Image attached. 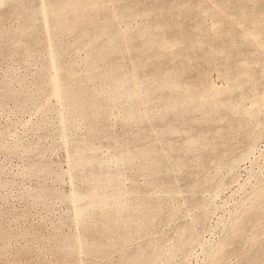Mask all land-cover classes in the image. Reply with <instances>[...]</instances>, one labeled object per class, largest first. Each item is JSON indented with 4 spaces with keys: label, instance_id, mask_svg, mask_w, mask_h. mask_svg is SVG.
Returning a JSON list of instances; mask_svg holds the SVG:
<instances>
[{
    "label": "rangeland",
    "instance_id": "1",
    "mask_svg": "<svg viewBox=\"0 0 264 264\" xmlns=\"http://www.w3.org/2000/svg\"><path fill=\"white\" fill-rule=\"evenodd\" d=\"M51 1L0 0V264H264V0Z\"/></svg>",
    "mask_w": 264,
    "mask_h": 264
},
{
    "label": "bare ground",
    "instance_id": "2",
    "mask_svg": "<svg viewBox=\"0 0 264 264\" xmlns=\"http://www.w3.org/2000/svg\"><path fill=\"white\" fill-rule=\"evenodd\" d=\"M66 1H68V0H66ZM74 1H75V0H74ZM101 1H102V0H101ZM54 2H55V1H54ZM54 2L52 3V1H51L52 4H54ZM58 2H62V1L60 0V1H58ZM58 2H56V3H57L58 5H60L61 3L59 4ZM102 2H103V1H102ZM102 2H101V3H102ZM48 3H50V2L48 1ZM63 3H65V2H63ZM63 3H62V5H64ZM52 4H51V5H52ZM57 4H56V5H57ZM65 4H68V2L65 3ZM78 4H79V3H78ZM18 5H19V4H18ZM28 5H29V4H28ZM49 5H50V4H49ZM54 5H55V4H54ZM56 5H55V6H56ZM81 5H82V4H81ZM89 5H90V4H89ZM92 5H94V4H92ZM100 5H101V4H100ZM102 5H103V4H102ZM19 6H20L19 9H20V8H21V5H19ZM22 6H23V5H22ZM26 6H27V4H26ZM55 6H53V8H55ZM64 6H65V8H67L66 5H64ZM103 6H104V5H103ZM17 7H18V6H17ZM24 7H25V6H24ZM49 7H51V6H49ZM56 7H57V6H56ZM90 7H93V6H90ZM31 8L34 10L33 7H31ZM62 8H63V7H62ZM68 8H69V7H68ZM95 8H96V7H95ZM17 9H18V8H17ZM24 9H27V8H23V10H24ZM60 9H61V7H60ZM93 9H94V8H93ZM27 10H28V9H27ZM49 10H52V7H51V9H49ZM61 10H64V8L61 9ZM68 10H69V9H68ZM14 11H15V10H14ZM19 11H20V10H19ZM31 11H32V10H31ZM31 11H27V12H30V14H27V15L21 11V12H22L21 14L25 15V18L28 17V15H29V16H30V15L33 16L34 13L32 12L33 14H31ZM59 11H60V10H59ZM59 11L56 9V12L59 13ZM24 12H26V11H24ZM34 12L37 13V12H38L37 9H36ZM49 12H50V11H49ZM53 12L55 13V11H53ZM60 13H61V11H60ZM62 13H63V12H62ZM67 13H68V12H67ZM50 14H51V12H50ZM56 14H57V13H56ZM34 15L36 16V14H34ZM59 15H60V14H59ZM62 15H63V14H62ZM32 16H31V17H32ZM23 17H24V16H23ZM50 17H51V16H50ZM52 17H53V16H52ZM57 17H58V15H57ZM70 17H71V16H70ZM88 17H89V16H88ZM58 18L60 19V16H59ZM65 18H66V17H65ZM28 19H30V17L27 18V21H28ZM54 19H55V16H54ZM25 20H26V19H25ZM30 21H31V19H30ZM30 21H29V22H30ZM51 21H52V20H51ZM53 21H54V20H53ZM53 21H52V22H53ZM56 21H57V20H56ZM56 21H55V22H56ZM83 21H84V18H83ZM25 22H26V21H25ZM64 22H65V21H64ZM53 23H54V22H53ZM58 24H59V23H58ZM78 24H79V23H78ZM54 25H55V23H54ZM67 25H69V24H67ZM58 26H59V25H58ZM60 26H61V25H60ZM70 27H71V25H70ZM105 27H108V26H105ZM60 28H62V27H60ZM101 30H102V29H101ZM105 30H106V29H105ZM143 30H144V29H143ZM136 32H137V31H136ZM148 32H149V31H148ZM148 32H146V33H148ZM99 33H100V32H98V34H99ZM101 33L104 35V33H103L102 31H101ZM140 34H141V33H140ZM143 34H144V33H143ZM143 34H141V35L143 36ZM149 34H150V32H149ZM108 35L110 36L109 33H108ZM113 35H114V34H113ZM146 35H147V34H146ZM95 37H96V36H95ZM118 37H119V36H118ZM97 38H98V37H97ZM122 38H123V36H122ZM141 38H143V37H141ZM98 39H99V38H98ZM110 39H111V38H110ZM120 39H121V38H120ZM120 39H119V40H120ZM95 40H97V39H95ZM119 40H118V41H119ZM121 40H122V39H121ZM152 40H153V39H152ZM111 41H113V40H111ZM149 41H151V39H150ZM100 42H101V41H100ZM144 42H145V41H144ZM96 43H97V42H96ZM115 43H116V42H115ZM165 44H166V43H164V45H165ZM93 45H94V44H93ZM159 46H160V45H159ZM101 48H102V47H101ZM114 48H115V47H114ZM104 49H105V48H104ZM104 49H103V50H104ZM111 49H112V48H111ZM115 49H116V48H115ZM99 50H101V49H99ZM107 50H110V49L108 48V49H106V51H107ZM111 51H112V50H111ZM113 51H114V50H113ZM101 52H102V50H101ZM109 53H110V52H109ZM97 54H99V51H98ZM106 54H108V53H106ZM90 55H91V54H90ZM102 55H103V54H102ZM104 56H105V55H104ZM107 56H108V55H107ZM95 57H97V56H95ZM59 58H60V57H56L57 60H58ZM98 58H99V57H98ZM98 58H97V59H98ZM56 59H55V60H56ZM87 59H89V58H87ZM90 59H92V58H90ZM61 60H63V59H61ZM95 60H96V59H95ZM100 60H102V59H99V61H100ZM99 61H97V62H99ZM53 62H55V61H53ZM87 62H89V61H87ZM94 62H96V61H94ZM89 63L91 64V62H89ZM61 64H63V63L61 62ZM64 64H65V63H64ZM85 64H86V62H85ZM90 64H89V67H90ZM55 65H56V64H55ZM87 65H88V63H87ZM91 65H92V64H91ZM92 66H93V65H92ZM57 67H58V65H57ZM63 67H64V65H63ZM86 67H87V66H86ZM114 70H116V69H114ZM111 71H113V68H112ZM117 72L119 73V71H117ZM114 73H115V72H114ZM110 74L113 75V77L108 76L109 79H111V78H113V79L115 78V79H116V77H114L115 74H112V73H110ZM110 74H109V75H110ZM119 74H120V73H119ZM122 75H123V74H122ZM118 76L121 77V75H118ZM122 77H123V76H122ZM122 77H121V78H122ZM118 78H119V77H118ZM126 78H128V77H126ZM135 78H137V77H135ZM113 79H112V81L114 82L115 79H114V80H113ZM119 79H120V78H119ZM122 79H123V78H122ZM130 79H131V78H130ZM116 80H118V79H116ZM120 80H121V79H120ZM123 80H125V79H123ZM123 80H121V81H123ZM79 81H80V80H79ZM109 81H110V80H109ZM112 81H111V82H112ZM126 81H128V79H126ZM136 81H137V80H136ZM80 82H83V80L80 81ZM111 82H110V83H111ZM115 82H117V81H115ZM119 82H120V81H119ZM123 82H125V81H123ZM163 82H165V81H163ZM77 83H79V82H77ZM125 83H126V82H125ZM153 83H154V82H153ZM160 83H161V82H160ZM80 84H81V83H80ZM80 84H79V85H80ZM111 84H112V83H111ZM116 84H117V83H116ZM116 84H114V85H116ZM157 84H158V82H157ZM157 84H155V85H157ZM171 84H173V83H171ZM114 85H113V86H110V87L113 88ZM162 85H163V84H162ZM162 85H161V87H162ZM173 85H174V84H173ZM75 86L77 87L78 85H75ZM80 86H81V85H80ZM82 86H83V85H82ZM66 87H67V86H66ZM83 87L86 88L85 86H83ZM83 87H81V88H78V87H77V89H80V90H81ZM116 87H117V85H116ZM116 87H115V88H116ZM154 87H158V85H157V86H154ZM117 88H118V87H117ZM120 88H121V87H120ZM7 89H8V88H7ZM11 89H12V88H11ZM77 89H76V90H77ZM154 89H156V88H154ZM5 90H6V89H5ZM63 90H64V88H63ZM74 90H75V89H74ZM74 90H72V91H74ZM86 90H88V89L86 88ZM86 90H84V91L86 92ZM115 90L117 91L118 89H115ZM77 91H79V90H77ZM77 91H75V92H77ZM89 91H90V90H89ZM110 91H111V90H110ZM70 92H71V91H70ZM87 92H88V91H87ZM91 92H92V91H91ZM91 92H88V93L91 94ZM111 92H113V90H112ZM119 92H120V91H119ZM119 92H118V93H119ZM80 93H81V97H82V95L84 94V92H83V94H82V92H80ZM120 93H123L122 90H121ZM9 94H10V93H9ZM67 94H71V95L73 94V96H77V95H74V92H73V93H67ZM85 94H86V93H85ZM114 94H116V92H115ZM123 94H124V93H123ZM123 94H121V95L123 96ZM86 95H87V94H86ZM119 95H120V94H119ZM119 95H117V96H119ZM126 95H127V94H126ZM128 95H130V94H128ZM128 95H127V97H128ZM137 95H138V94H136V96H137ZM69 96H70V95H69ZM78 96H79V95H78ZM88 96H89V94H88ZM91 96H92V95H91ZM113 96H114V95H111V97H113ZM124 96H125V95H124ZM134 96H135V94H134ZM193 96H194V95H193ZM193 96H192V97H193ZM195 96L197 97V95H195ZM79 97H80V96H79ZM92 97L94 98V96H92ZM67 98H70V97H67ZM74 98H75V97H74ZM77 98H78V97H77ZM82 98H83V97H82ZM82 98H81V99H82ZM86 98H87V97H85V99H84L85 101H87ZM113 98H115V97H113ZM119 98H120V97H119ZM119 98H118V99H119ZM128 98H130V97H128ZM175 98H176V97H175ZM206 98H207V97H206ZM88 99H90V98H88ZM115 99H116V98H115ZM115 99H113V100H115ZM118 99H117V100H118ZM121 99H122V98H121ZM131 99H132V98H130V100H131ZM135 99H136V98H135ZM177 99H178V97H177ZM64 100H65V98H64ZM70 100H71V99H70ZM74 100L76 101V100H78V99H74ZM74 100H73V101H74ZM91 100H94V99L91 98L90 101H91ZM181 100H183V99H181ZM186 100H187V99H186ZM257 100H258V99H257ZM65 101H66V100H65ZM73 101H72V102H73ZM79 101H80V100H79ZM82 101H83V100H82ZM85 101L83 102L84 104H82V103H81V104H82V105H86L88 102H86V104H85ZM88 101H89V100H88ZM99 101L101 102V100H99ZM172 101H173V100H172ZM69 102H70V101H69ZM77 102H78V101H77ZM93 102H94V101H93ZM115 102H116V100H115ZM118 102H119V101H118ZM131 102H133V100H131ZM182 102H183V101H182ZM254 102H255V101H254ZM261 102H262V100H261ZM90 103H91V102H90ZM97 103L100 104L99 102H97ZM102 103H103V102H102ZM133 103H134V102H133ZM133 103H132V104H133ZM166 103L168 104V102H166ZM171 103H174V102H171ZM216 103H217V102H216ZM255 103L257 104V102H255ZM66 104H67V102H66ZM74 104L76 105L77 103H74ZM78 104H79V103H78ZM92 104H94V103H92ZM174 104H175V103H174ZM213 104H214V103H213ZM217 104H218V103H217ZM230 104H231V103H230ZM239 104H240V103H239ZM239 104H238V105H239ZM253 104H254V103H253ZM253 104H252V105H253ZM256 104H255V105H256ZM261 104H262V103H261ZM208 105H211L210 102H208ZM238 105H237V106H238ZM255 105H254V106H255ZM76 106H77V108H78V105H76ZM86 106H87V105H86ZM95 106H96V105H95ZM97 106H99V105H97ZM97 106H96V107H90V106H89V108H88V107H87V108H88V109H90V108L95 109V108H97ZM103 106H105V105H103ZM103 106H101V108H102ZM169 106H171V104H170ZM197 106H198V105H197ZM214 106H216V105L214 104ZM224 106H225V105H224ZM224 106H223V107H224ZM237 106H236V107H237ZM259 106H260V105H259ZM69 107H70V106H69ZM69 107H68L67 110H69V109L71 108V107H70V108H69ZM79 107H80V106H79ZM83 107H84V106H83ZM173 107H174V106H173ZM212 107H213V106H212ZM219 107H220V106H219ZM230 107H231V106H230ZM238 107H241V105H239ZM255 107H256V106H255ZM80 108H81V107H80ZM132 108H133V106H132ZM206 108H207V107H206ZM206 108H204V109H206ZM234 108H235V107H234ZM74 109H76V108H74ZM82 109H85V110H86V107H85V108H82ZM98 109H99V108H98ZM133 109H134V108H133ZM201 109H203V108H201ZM208 109H209V108H208ZM214 109H215V108H214ZM221 109H222V107H221ZM235 109H237V108H235ZM239 109H240V108H238V110H239ZM242 109H243V108H242ZM242 109H241L239 112L243 111ZM245 109H246V108H245ZM254 109L258 110L257 107L254 108ZM259 109H261V108L259 107ZM70 110H71V109H70ZM70 110H69V111H70ZM77 110H78V109H77ZM77 110H76V111H77ZM79 110H81V109H79ZM85 110H84V111H85ZM134 110H135V109H134ZM134 110H133V111H134ZM251 110H252V109H251ZM251 110H250L249 112H248V110H247V113H250V114H251V112L253 111V110H252V111H251ZM256 110H254V111H256ZM94 111L96 112V109H95ZM100 111L102 112V110H100ZM206 111H208V110L206 109ZM254 111H253V113H254ZM67 112H68V111H67ZM78 112L80 113V111H78ZM78 112H75V113H78ZM81 112H82V111H81ZM90 112H91V111H90ZM104 112H105V111H104ZM135 112H136V111H134V112H132V113H135ZM210 112L213 113L214 111H210ZM216 112H217V111H216ZM239 112L237 111V113H239ZM243 112H244V111H243ZM257 112H258V111H257ZM259 112H260V111H259ZM70 113H71V112H69V114H70ZM83 113H84V112H83ZM87 113H88V112H87ZM87 113H86V114H87ZM99 113H100V112H99ZM130 113H131V112H129V114H130ZM163 113H166V112L164 111ZM206 113H208V112H206ZM214 113H215V112H214ZM228 113H229V112H228ZM241 113H242V112H241ZM71 114H72V113H71ZM89 114H90V113H89ZM96 114H97V113H96ZM104 114H105V113H104ZM161 114H162V113H161ZM208 114H209V113H208ZM245 114H246V113H245ZM99 115H100V114H97V116H99ZM130 115H131V114H130ZM135 115H137V113H136ZM162 115H163V114H162ZM162 115H161V116H162ZM165 115H166V114H165ZM248 115H249V114H248ZM252 115H253V114H252ZM72 116H73V115H72ZM102 116H103V115H102ZM102 116H101L99 119H102ZM127 116L129 117V115H127ZM138 116H141V115H137V117H138ZM143 116H144V115H143ZM143 116H142V117H143ZM145 116H146V115H145ZM148 116H149V115H148ZM205 116H206V114L204 115V117H205ZM250 116H251V115H250ZM82 117H83V116H82ZM87 117H88V116H87ZM91 117H92V116H91ZM93 117L95 118V115H94V114H93ZM146 117H147V116H146ZM149 117H150V116H149ZM206 117H207V116H206ZM210 117H211V116H210ZM84 118H85V117H84ZM89 118H90V117H89ZM89 118H87L86 120H87V121L90 120V123H91V119H89ZM96 118H97V117H96ZM131 118H132V117H131ZM140 118H141V117H140ZM140 118H139V120H140ZM249 118H251V117H249ZM88 119H89V120H88ZM129 119H130V118H129ZM133 119H134V118H133ZM143 119H144V118H143ZM146 119H148V118H146ZM97 120H98V119H97ZM94 121H95V119H93V122H94ZM98 121H99V120H98ZM129 121L131 122L132 119H130ZM95 122H96V121H95ZM124 122L126 123V118H125V121H124ZM139 122H140V121H139ZM90 123H88V126H89V127H91V126H90ZM92 124H93V123H92ZM164 126L167 127V125H164ZM93 127H94V126H93ZM85 128H87V127H85ZM169 128H170V127H169ZM169 128H168V129H169ZM172 128H173V127H172ZM90 129H91V128H88L89 131H90ZM94 129H97V128L95 127ZM94 129H93V130H94ZM164 129H165V128H164ZM168 129L166 128L165 130H168ZM178 129H179V128H178ZM93 130H92L91 132H93ZM173 130H174V129H173ZM176 130H177V129H176ZM95 131H96V130H94V132H95ZM141 131H143V130H141ZM168 131H169V130H168ZM170 131H172V130H170ZM170 131H169V132H170ZM177 131H178V130H177ZM87 132H88V131H87ZM178 132H179V131H178ZM162 133H164V132H162ZM88 134H89V133H88ZM91 134H92V133H91ZM93 134H94V133H93ZM93 134H92V135H93ZM95 134H96V133H95ZM167 134H168V133H167ZM134 135H136V134H134ZM164 135H165V134H164ZM138 137H139V136H138ZM193 138H194V137H193ZM197 138H199V137H197ZM197 138H195V139L197 140ZM189 140H191V137L189 138ZM196 140H195V141H196ZM168 141H169V140H168ZM168 141H167V142H168ZM197 141L199 142L200 139L197 140ZM83 142H84V141H83ZM83 142H82V143H83ZM85 142L87 143L88 141H85ZM167 142H166V143H167ZM169 142H170V141H169ZM186 142H187V141H186ZM88 143H90V142H88ZM187 143H188V142H187ZM83 144H84V143H83ZM168 145H170V144H168ZM184 146H185V145H184ZM175 147H176V146H175ZM175 147H174V148H175ZM186 147H187V146H186ZM186 147H185V148H186ZM80 148H83V147H80ZM84 148H87V147H84ZM128 148H129V147H128ZM140 148H141V147H139V149H140ZM142 148H143V146H142ZM174 148H173V149H174ZM176 148H177V147H176ZM188 148H189V147H188ZM87 149H89V148H87ZM173 149H171V153L174 152V151H172ZM183 149H184V148H183ZM189 149H190V148H189ZM137 150H138V149H137ZM174 150H176V149H174ZM185 150H186V149H185ZM149 151H151V150H149ZM118 152H119V151H118ZM167 152H168V151H167ZM186 152H187V151H186ZM138 153H139V152H138ZM169 153H170V151H169ZM119 154L121 155V152H119ZM119 154H118V155H119ZM124 154H125V152H124ZM126 154H128V153H126ZM126 154H125V155H126ZM133 154L135 155V153H133ZM133 154H132V155H133ZM186 154H187V153H186ZM88 155H89V153H88ZM94 155H95V154H94ZM94 155H92V156H94ZM139 155H141V152H140ZM145 155H146V153H145ZM136 156L138 157V155H136ZM143 156H144V155H143ZM90 157H91V156H90ZM117 157H118V156H117ZM125 157H126V156H125ZM140 157H141V156H140ZM140 157H138V159H140ZM88 158H89V157H88ZM92 158H93V157H92ZM95 158H96V156H95ZM114 158H116V157H114ZM118 158L120 159V157H118ZM128 158H131V157L128 155ZM133 158H134V156H133ZM135 158H136V157H135ZM142 158H143V157H142ZM144 158H145V157H144ZM147 158H148V157H147ZM75 159H77V158H75ZM152 159H153V158H152ZM97 160H98V159H97ZM103 161H105V160H103ZM103 161H102V162H103ZM106 162H107V161H106ZM156 163H159V162L157 161ZM104 164H105V163H104ZM155 165H156V164H155ZM108 166H109V165H108ZM94 167L96 168L97 166H94ZM105 167H107V166H105ZM90 168H92V167H90ZM90 168H89V169H90ZM109 168H110V167H109ZM150 168H151V167H150ZM154 168H155V167H154ZM30 169H32V168H30ZM85 169H86V168H85ZM99 169H100V168H99ZM156 169H157V168H156ZM156 169H155V170H156ZM94 170H95V169H93V171H94ZM83 171H85V170H83ZM88 171H90V170H88ZM98 171H99V170H98ZM104 171H107V170H104ZM152 171L154 172L153 169H152ZM157 171H158V170H156L155 172L157 173ZM91 172H92V171H91ZM95 172H96V171H95ZM107 172H108V171H107ZM114 172H115V171H112V174H114ZM155 172H154V173H155ZM78 173H79V172H78ZM87 173H88V172H87ZM99 173H100V172H99ZM110 173H111V172H110ZM154 173H153V174H154ZM75 174H76V173H75ZM84 174H85V172H84ZM93 174H94V173H93ZM158 174H159V173H158ZM86 175H87V174H86ZM99 175H101V174H98V176H99ZM104 175H106V174H104ZM118 175H119V174H118ZM118 175H114V176H118ZM73 176H74V175H73ZM102 176H103V175H102ZM153 176H154V175H153ZM155 176H156V175H155ZM100 177H101V176H100ZM118 177H119V176H118ZM85 178H86V176H85ZM104 178H105V177H104ZM114 179H116V178H114ZM79 180H80V179H79ZM86 180H87V179H86ZM98 180H99V178H98ZM102 180H103V179H102ZM116 180H118V179H116ZM113 181H114V180H113ZM98 182H99V181H98ZM110 182H111V181H110ZM113 184H114V182H113ZM105 185L108 186V185H110V184H108V185L105 184ZM115 185H116V184H115ZM87 187H88V185H87ZM104 187H105V186H104ZM89 189H90V188H89ZM108 189H109V188H108ZM114 189H116V188H113V190H114ZM117 189H119V188L117 187ZM120 189L122 190V188H120ZM85 190H86V189H85ZM87 190H88V189H87ZM100 190H101V189H100ZM97 191H98V190H97ZM111 192H112V191H111ZM83 193H85V192H83ZM96 193H97V192H96ZM99 193H100V192H99ZM103 193H104V192H103ZM103 193H102V194H103ZM39 194H41V192H40ZM39 194H38V195H39ZM100 194H101V193H100ZM110 194H111V193H110ZM41 195H43V194H41ZM87 196H89V195H87ZM114 196H116V194H115ZM116 197H117V196H116ZM38 198H42V197H38ZM103 198H104V197H103ZM109 198H113V197L110 196ZM109 198H108V199H109ZM101 199H102V198H101ZM115 199H116V198H115ZM73 200H74V199H73ZM77 200H78V199H77ZM99 200H100V199H99ZM95 201H98V199L96 198ZM85 202H86V201H85ZM85 202H84L83 204H85ZM88 202H90V201L88 200ZM106 202H107V201H106ZM80 203H81V202H80ZM152 203H154V202H152ZM157 203H159V202H157ZM157 203H155L154 205H156ZM81 204H82V203H81ZM91 204H92V203H91ZM98 204H99V203H98ZM116 204H117V203H116ZM121 204H123V203H121ZM159 204H160V203H159ZM159 204H158V205H159ZM113 205H114V204H113ZM117 205H118V204H117ZM117 205H116V206H117ZM148 205L150 206V204L147 203V205H146L145 207H143V206H142V207L146 209V207H147ZM161 205L164 206V204H161ZM86 206H87V205H86ZM108 206H109V205H108ZM116 206H115V207H116ZM123 206H124V205H123ZM149 206H148V207H149ZM99 207H100V206H99ZM120 207H122V206H119V208H120ZM138 207H139V206H138ZM148 207H147V208H148ZM151 207H152V206H151ZM153 207H154V206H153ZM153 207H152V208H153ZM155 207H157V206H155ZM159 207H160V206H159ZM84 208H86V207H84ZM108 208H109V207H108ZM108 208H107V209H108ZM111 208H113V207H111ZM149 208H150V207H149ZM157 208H158V207H157ZM90 209H92V208H90ZM122 209L124 210V208H122ZM131 209H132V207H131ZM135 209H136V208H135ZM137 209H138V208H137ZM153 209H155V208H153ZM160 209L164 210V209L161 208V207H160ZM160 209H159V210H160ZM165 209H166V207H165ZM118 210L120 211V209H118ZM123 210H122V211H123ZM133 210H134V209H133ZM133 210H130V211H133ZM139 210H140V209H139ZM91 211H92V210H91ZM91 211H90V212H91ZM103 211H104V210H103ZM105 211L108 212L106 209H105ZM122 211H120V212L123 213ZM140 211H141V210H140ZM146 211H147V209H146ZM148 211H151V210H148ZM93 212H94V211H93ZM95 212H96V211H95ZM133 212H134V211H133ZM133 212H132V213H133ZM135 212H136V211H135ZM159 212H160V211H159ZM108 213H109V212H108ZM110 213H111V212H110ZM114 213H115V212H114ZM121 213H115V214H120V215H121ZM128 213H130V212H128ZM143 213H144V214L146 213L145 210L143 211ZM90 214H92V213H90ZM90 214H89V215H90ZM112 214H113V210H112ZM141 214H142V213H141ZM162 214H163V213H162ZM106 215H108V214H106ZM110 215H111V214H110ZM138 215H139V214H138ZM138 215L136 214V216H138ZM87 216H88V215H87ZM87 216H86V217H87ZM114 216H115V215L113 214V217H114ZM146 216H147V214H146ZM88 217H89V216H88ZM108 217H109L110 220H111V216H107V218H108ZM113 217H112V218H113ZM118 217H119V216H118ZM121 217H122V216H121ZM127 217H129V216H127ZM134 217H135V216H134ZM105 218H106V216H105ZM123 218H124V216H123ZM136 218H137V217H136ZM136 218H135V219H136ZM141 218H142V216H140V218H137V220H138V219H141ZM144 218H145V216H144ZM144 218H143V219H144ZM147 218H148V216H147ZM114 219H115V218H114ZM125 219H126V221H127V218H125ZM129 219H131V217L128 218V221H129ZM133 219H134V218H133ZM133 219H132V220H133ZM135 219H134V220H135ZM81 220L83 221V217H82ZM86 220H87V219H86ZM86 220H84V221H86ZM106 220H107V219H106ZM115 220H116V222H117L118 218L115 219ZM134 220H133V221H134ZM141 220H142V219H141ZM145 220H146V219H145ZM145 220H144V221H145ZM84 221H83V222H84ZM108 221H109V220H108ZM108 221H106V222H108ZM133 221H131V222L129 221V222H130V223H133ZM111 222H113V220H112ZM122 222H123V221H122ZM122 222H121V223H122ZM134 222H135V221H134ZM138 222H139V221H138ZM121 223H119V224H121ZM127 223H128V222H127ZM130 223H129V224H130ZM136 223H137V222H136ZM136 223H135V226H136V225L138 226L139 224H138V223L136 224ZM140 223H142V222H140ZM107 224H108V223H107ZM109 224L111 225V223H109ZM117 224H118V222H117ZM110 225H109V226H110ZM112 226H114V224H113ZM112 226H111V227H112ZM118 226H119V225H118ZM130 226H134V225L131 224ZM109 228H110V227H109ZM112 228H114V227H112ZM136 228H137V227H136ZM134 229H135V228H134ZM137 229H138V228H137ZM108 230H109V229H108ZM110 231H111V230H110ZM112 232L114 233V229H113ZM115 232H116V230H115ZM113 233H112V234H113ZM114 234H115V233H114ZM152 243L154 244V242H152ZM150 244H151V243H150ZM156 244H157V243H156ZM156 246H157V245H156ZM260 246H261V245H260ZM146 247H147V246H146ZM149 247H151V246H149ZM149 247H147V248H149ZM153 247H154V246H153ZM261 248H262V247H261ZM140 250H141V249H140ZM143 250L146 251V250H148V249H144V248H142V251H143ZM149 250H151V248H150ZM152 250H153V248H152ZM152 250H151V251H152ZM145 251H144V252H145ZM138 252H139V251H138ZM255 252H256V255H257V251H255ZM255 252H254V253H255ZM259 252H260V251H258V253H259ZM141 253H142V252H141ZM146 253H147V252H146ZM151 253H154V252H151ZM155 253H156V252H155ZM169 253H170V252H169ZM260 253L263 254V251L260 252ZM136 254H137V253H136ZM139 254H140V252L138 253V255H139ZM147 254H148V253H147ZM170 254H171V253H170ZM140 255H141V254H140ZM140 255H139V256H140ZM150 255H152V254H150ZM153 255H155V254H153ZM134 256L136 257V255H134ZM144 256H145V255H144ZM155 256H156V255H155ZM257 256H258V258H259V256H262V255H257ZM257 256H256V257H257ZM137 257H138V256H137ZM256 257H255V259H256ZM139 258H140V257H138V259H139ZM141 258H142V256H141ZM149 258H150V257H149ZM153 258H154V257H153ZM252 258H253V257H252ZM262 258H264V257L262 256L261 259H262ZM136 259H137V258H136ZM138 259H137V260H138ZM142 259H143V258H142ZM147 259H148V258H147ZM151 259H152V258H151ZM151 259H150V260H151ZM255 259H254V260H255ZM259 259H260V258H259ZM144 260H145V259H144ZM148 260H149V259H148ZM132 261H133V260L131 259L130 263H131ZM138 261H140L139 263L142 262L141 259H139ZM256 261H257V259H256ZM135 262H136V261H135ZM143 262H145V261H143ZM143 262H142V263H143ZM251 262H252V261H251ZM253 262H254V261H253ZM253 262H252V263H253ZM259 262H260V260H259ZM139 263H137V264H139ZM256 263H257V262H256ZM256 263L254 262V264H256ZM131 264H134V263H131ZM135 264H136V263H135Z\"/></svg>",
    "mask_w": 264,
    "mask_h": 264
}]
</instances>
